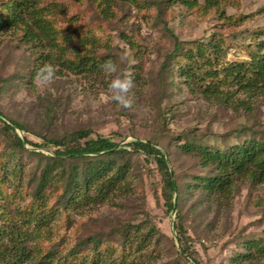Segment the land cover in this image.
<instances>
[{
  "label": "rangeland",
  "instance_id": "1",
  "mask_svg": "<svg viewBox=\"0 0 264 264\" xmlns=\"http://www.w3.org/2000/svg\"><path fill=\"white\" fill-rule=\"evenodd\" d=\"M6 1L0 0L2 15L5 12L1 5ZM60 1L64 12H58V28L65 29L72 43L62 38L59 42L71 51L95 49L96 57L108 56L121 71L131 72L134 87L129 96L133 103L123 108L115 101L102 99L113 78L105 73H76L56 67L54 82L44 91L37 90L33 78L45 64L39 58L42 51L22 41L21 31L11 30L0 35V112L5 122L15 120L28 129L16 130L19 137L42 144V137L56 139L87 130L93 137L112 138L117 149L134 141L151 142L168 156L170 170L180 182H195L212 173L199 158L180 148L189 138L221 149L250 138L264 139L261 91L249 100L248 95L236 94L231 87L236 94L233 100H249L251 109H237L232 102L221 106L181 83L178 68L169 59L177 38L187 50L214 40L223 42L219 65L214 64L218 69L249 61L251 52H256L257 45L264 41V0H229L212 10L205 9L204 0L195 9L169 0L118 2L112 7L111 18L102 15L94 0ZM87 36L92 39L84 44ZM165 62L168 68H164ZM199 62L209 63L202 59ZM21 89L27 95L17 100ZM25 148L10 158L12 148L0 130V230L8 228L9 222L23 225L31 212L39 214L41 208L33 197L39 164L46 155L54 156L55 149L29 144ZM129 150L131 154L124 160L131 166L129 190L119 191L108 201L77 214L57 210V194L52 192L49 207L56 210L50 222L54 228L52 239H35L32 244H41L46 252L54 244L63 243L55 261L58 264L77 240L97 230L110 237L108 246H113V240L118 244L120 238L112 230L124 224H146V231L151 226L157 229L160 242L156 238L146 247L144 264H264V257L256 254L251 260L243 259L249 253V242L264 244V183L240 178L230 195L207 196L197 190L184 199L182 224L195 248L193 260L181 251L175 229L177 214L166 210L163 177L156 162L133 152L131 147ZM28 229L33 230V225ZM87 254L84 251L81 255Z\"/></svg>",
  "mask_w": 264,
  "mask_h": 264
},
{
  "label": "trees",
  "instance_id": "2",
  "mask_svg": "<svg viewBox=\"0 0 264 264\" xmlns=\"http://www.w3.org/2000/svg\"><path fill=\"white\" fill-rule=\"evenodd\" d=\"M169 1H177L195 9L199 7L201 0ZM225 1L229 0H204L205 9L219 8ZM94 2L98 3L102 15L106 18L114 17L112 7L118 2L138 4V0ZM1 7L5 14L0 12V35L11 30L21 31L22 41L42 51L39 58L43 63H52L55 67L76 73H104L100 65L109 60L108 56L96 57L95 49L81 51L77 48L71 51L59 42L62 38V41L72 43V38L64 32L65 29L58 28V12H64L60 0H7ZM221 15L224 17L223 12ZM91 39L87 36L83 43L89 44ZM175 40L176 46L169 59L175 62L181 83L188 85L191 90L197 89L205 99L217 100L221 106H229L228 103L232 102L234 107L250 110L252 102L249 100H253L251 97L255 96L257 91L264 94V41L257 45L256 52H251L249 61L218 69L214 64L219 65L223 42L214 40L187 50L180 46L177 38ZM91 44L93 45L92 41ZM200 59L209 61L208 66L204 62L200 63ZM163 65L164 68L169 66L166 62ZM172 81L174 85L177 83L176 78ZM231 87L236 89V94L248 95L246 98L249 100L238 99L235 102L233 97L236 94L231 92ZM0 120L3 121L0 130L6 135L12 148L10 158L26 151V144L39 149H55L54 156L46 155V160L42 158L39 164L40 176L33 193L34 201L41 207L39 214L31 212L27 219L22 221L23 225L9 222L8 228L0 230V264H55L63 243L54 244L46 252L41 244L36 243L38 240L41 242L46 238L52 239L54 228L50 222L56 210L52 211L49 207L51 193L57 194V210H72L77 214L88 209L87 207L108 201L111 195L119 191L129 190L127 179L131 166L127 160L124 161L131 154L129 147L133 152L141 153L146 159L156 162L163 177L162 193L166 210H175L177 214L175 229L181 242V251L193 260L195 248L182 224L184 199L197 190L207 196L230 195L235 189V181L240 178L248 179L254 184L264 183V139L250 138L244 143L221 149L209 146L207 142L202 144L203 141L196 137L189 138V142L180 148L187 155L199 158L202 166L212 173L196 178L195 182L186 179L180 182L170 170L168 156L151 142L134 141L125 148L117 149L118 144L112 138L100 135L93 137L87 130H77L61 138L42 137L44 142L37 144L28 138L19 137L16 128L28 131L20 122H5L1 112ZM32 225L33 230L29 231L28 228ZM144 225L124 224L112 230L120 238L118 244L117 240H113L116 242L113 246H108L111 238L97 230L96 234L77 240L66 253L65 259L58 264H77V261L80 264H144L147 258L146 247L151 246L156 238V242H160L157 229L151 226L146 231L147 227ZM35 239V244H32ZM260 243L261 241L256 240L249 242V253L244 255L243 259L251 260L255 257L254 254L264 257V244ZM103 246L106 247L104 251ZM84 251H88L86 256L81 255Z\"/></svg>",
  "mask_w": 264,
  "mask_h": 264
},
{
  "label": "clouds",
  "instance_id": "3",
  "mask_svg": "<svg viewBox=\"0 0 264 264\" xmlns=\"http://www.w3.org/2000/svg\"><path fill=\"white\" fill-rule=\"evenodd\" d=\"M100 67L106 75L113 77L108 87V94H102V99L115 101L123 108H130L133 101L129 93L134 87L132 73L121 71L117 63L112 60L105 61ZM56 71L57 69L52 63H45L33 78V84L36 89L40 91L46 90L54 82ZM26 95L25 90L21 89L17 94V100H23Z\"/></svg>",
  "mask_w": 264,
  "mask_h": 264
},
{
  "label": "water",
  "instance_id": "4",
  "mask_svg": "<svg viewBox=\"0 0 264 264\" xmlns=\"http://www.w3.org/2000/svg\"><path fill=\"white\" fill-rule=\"evenodd\" d=\"M16 130H19V131H21L20 129H18V128H16Z\"/></svg>",
  "mask_w": 264,
  "mask_h": 264
}]
</instances>
